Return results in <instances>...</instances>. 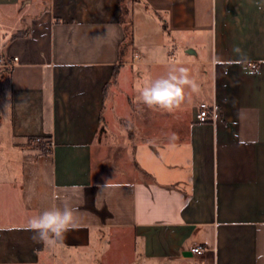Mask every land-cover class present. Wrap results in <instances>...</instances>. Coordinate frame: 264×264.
Returning a JSON list of instances; mask_svg holds the SVG:
<instances>
[{"label": "crops", "instance_id": "crops-1", "mask_svg": "<svg viewBox=\"0 0 264 264\" xmlns=\"http://www.w3.org/2000/svg\"><path fill=\"white\" fill-rule=\"evenodd\" d=\"M0 53V264H256L264 0H0ZM173 66L198 93L134 103ZM65 201L79 227L35 244L27 221Z\"/></svg>", "mask_w": 264, "mask_h": 264}, {"label": "clouds", "instance_id": "clouds-1", "mask_svg": "<svg viewBox=\"0 0 264 264\" xmlns=\"http://www.w3.org/2000/svg\"><path fill=\"white\" fill-rule=\"evenodd\" d=\"M101 38L96 37L95 39ZM235 51L239 53L240 49L237 48ZM243 62L242 58L237 63ZM217 63L224 66L223 61L218 60ZM199 87L197 81L190 78L186 68L173 66L165 75L156 78L142 76L136 83L137 95L134 103L144 105L152 110L171 113L179 109L185 102L186 89H190L192 93H198ZM106 187H116V185L107 184ZM79 212V208L73 207L66 201L62 204L53 203L51 207L31 217L27 221L25 230L33 233L31 239L35 244L49 248L55 247L63 244L67 233L79 227ZM34 251L39 254V249ZM255 261L256 264H264V249L257 250Z\"/></svg>", "mask_w": 264, "mask_h": 264}, {"label": "built area", "instance_id": "built-area-1", "mask_svg": "<svg viewBox=\"0 0 264 264\" xmlns=\"http://www.w3.org/2000/svg\"><path fill=\"white\" fill-rule=\"evenodd\" d=\"M137 56H140V53L136 54ZM17 60L16 57H14V61ZM4 65H12L11 61H8L1 53H0V66H4ZM252 67H255V64L251 65ZM214 115V107L206 101L201 102L198 105V110L196 113V120L200 121V122H205V121H209L213 118ZM34 141L36 142H40L41 139L40 137H36L34 139ZM191 252L193 254H197V255H201L204 253L205 248L201 245H194L191 247Z\"/></svg>", "mask_w": 264, "mask_h": 264}, {"label": "trees", "instance_id": "trees-1", "mask_svg": "<svg viewBox=\"0 0 264 264\" xmlns=\"http://www.w3.org/2000/svg\"><path fill=\"white\" fill-rule=\"evenodd\" d=\"M122 1V0H121ZM127 8H125V12H127ZM122 19H123V21H125L124 20V15H123V17H122ZM126 22V21H125ZM126 29H127V33H130L131 31H132V29H131V20L130 21H128L127 23H126ZM126 43H128V42H126ZM126 46V44L125 45H123L122 46V48H121V52H122V50H124L125 47ZM116 78V72H115V74H114V79ZM41 139V141H40V145L41 146H45L46 145V141L45 140H43L42 138H40Z\"/></svg>", "mask_w": 264, "mask_h": 264}, {"label": "rangeland", "instance_id": "rangeland-1", "mask_svg": "<svg viewBox=\"0 0 264 264\" xmlns=\"http://www.w3.org/2000/svg\"><path fill=\"white\" fill-rule=\"evenodd\" d=\"M5 106V105H4ZM96 263V262H95Z\"/></svg>", "mask_w": 264, "mask_h": 264}]
</instances>
